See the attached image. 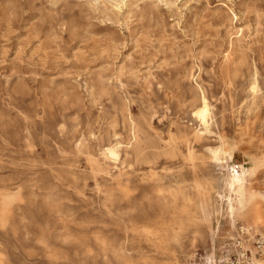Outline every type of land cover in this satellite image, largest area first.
Here are the masks:
<instances>
[{"label":"rangeland","instance_id":"374dc122","mask_svg":"<svg viewBox=\"0 0 264 264\" xmlns=\"http://www.w3.org/2000/svg\"><path fill=\"white\" fill-rule=\"evenodd\" d=\"M242 231L264 0H0V264H219Z\"/></svg>","mask_w":264,"mask_h":264},{"label":"built area","instance_id":"2783aa9c","mask_svg":"<svg viewBox=\"0 0 264 264\" xmlns=\"http://www.w3.org/2000/svg\"><path fill=\"white\" fill-rule=\"evenodd\" d=\"M244 233L239 234L238 237L225 245L219 264H259V262H264V235Z\"/></svg>","mask_w":264,"mask_h":264},{"label":"bare ground","instance_id":"6f19581e","mask_svg":"<svg viewBox=\"0 0 264 264\" xmlns=\"http://www.w3.org/2000/svg\"><path fill=\"white\" fill-rule=\"evenodd\" d=\"M245 175V170L242 169L241 171H234L232 175L231 184L233 186L242 184L243 176ZM243 229V228H242ZM259 264H264V262H259Z\"/></svg>","mask_w":264,"mask_h":264}]
</instances>
